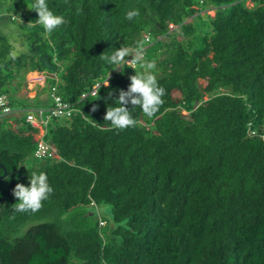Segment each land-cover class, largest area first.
<instances>
[{"label": "trees", "instance_id": "obj_1", "mask_svg": "<svg viewBox=\"0 0 264 264\" xmlns=\"http://www.w3.org/2000/svg\"><path fill=\"white\" fill-rule=\"evenodd\" d=\"M26 3L0 95L45 109L55 86L76 111L44 159L0 116V264H264V0H16L8 21ZM21 71L49 104L16 97Z\"/></svg>", "mask_w": 264, "mask_h": 264}, {"label": "built area", "instance_id": "obj_2", "mask_svg": "<svg viewBox=\"0 0 264 264\" xmlns=\"http://www.w3.org/2000/svg\"><path fill=\"white\" fill-rule=\"evenodd\" d=\"M128 61H130V59ZM25 80L29 85H42L45 83L46 75L44 72L31 71L26 74ZM100 85V82H95L87 91L80 94V99L87 95H95ZM49 97L52 104L49 108L15 109L9 104L10 102L6 95H0V116L22 111L25 114V121L38 130L37 142L33 150V157L35 159H44L52 156L54 153L52 146L42 138L48 117H69L71 114H75L76 111L75 103L63 101L56 93L55 86L49 88ZM45 112H47V115H45Z\"/></svg>", "mask_w": 264, "mask_h": 264}, {"label": "rangeland", "instance_id": "obj_3", "mask_svg": "<svg viewBox=\"0 0 264 264\" xmlns=\"http://www.w3.org/2000/svg\"><path fill=\"white\" fill-rule=\"evenodd\" d=\"M16 0H0V30L4 32L10 39L11 43L13 44L14 47V54L24 52L26 50V47L21 45V40L18 37V30H17V24L22 22V16L21 15H26L30 9V5L28 3L24 4L22 8L19 10L18 13L15 15V20L14 22L8 21L6 18V14L4 10L12 5ZM248 5H251V3L248 1ZM207 13L209 15H213V10H208ZM146 73H149V70H145ZM23 71L20 72L19 75L15 77L13 80V84L15 85L16 83L20 82L23 84V86L16 92V97L19 98L20 100L24 102H33L35 104L36 101H40V98L37 99H31L33 94L37 91H40L43 87L41 85H29L26 83L25 76L23 77ZM27 74V73H26ZM150 74V73H149ZM60 84L62 81L60 80ZM46 84L44 83L43 86ZM13 88L10 87V95L9 97L11 99L15 98L12 94ZM29 162V161H27ZM19 172H17L18 174ZM99 212H104V217L108 222V227L111 226V220H110V215H109V207L105 205H101L97 208Z\"/></svg>", "mask_w": 264, "mask_h": 264}, {"label": "crops", "instance_id": "obj_4", "mask_svg": "<svg viewBox=\"0 0 264 264\" xmlns=\"http://www.w3.org/2000/svg\"><path fill=\"white\" fill-rule=\"evenodd\" d=\"M37 95H38V98H40V101L42 103H45V104H49L50 103L49 98L47 97L45 92H42V89L40 91L35 92L31 98H35Z\"/></svg>", "mask_w": 264, "mask_h": 264}, {"label": "water", "instance_id": "obj_5", "mask_svg": "<svg viewBox=\"0 0 264 264\" xmlns=\"http://www.w3.org/2000/svg\"><path fill=\"white\" fill-rule=\"evenodd\" d=\"M0 168L3 170V173L0 175V180H1L6 175V169L1 163H0Z\"/></svg>", "mask_w": 264, "mask_h": 264}, {"label": "clouds", "instance_id": "obj_6", "mask_svg": "<svg viewBox=\"0 0 264 264\" xmlns=\"http://www.w3.org/2000/svg\"><path fill=\"white\" fill-rule=\"evenodd\" d=\"M25 76H26V75H25ZM41 86H43V84H42Z\"/></svg>", "mask_w": 264, "mask_h": 264}]
</instances>
